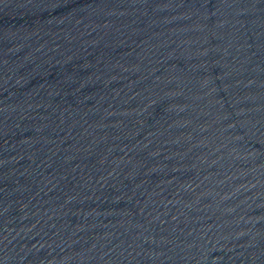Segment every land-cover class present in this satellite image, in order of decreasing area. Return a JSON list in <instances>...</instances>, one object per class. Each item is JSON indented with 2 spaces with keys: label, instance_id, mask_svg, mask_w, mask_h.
Masks as SVG:
<instances>
[{
  "label": "water",
  "instance_id": "95a60500",
  "mask_svg": "<svg viewBox=\"0 0 264 264\" xmlns=\"http://www.w3.org/2000/svg\"><path fill=\"white\" fill-rule=\"evenodd\" d=\"M0 264H264V0H0Z\"/></svg>",
  "mask_w": 264,
  "mask_h": 264
}]
</instances>
